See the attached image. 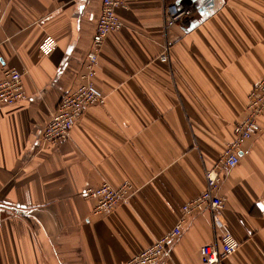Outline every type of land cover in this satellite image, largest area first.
I'll return each mask as SVG.
<instances>
[{
    "label": "crops",
    "instance_id": "1",
    "mask_svg": "<svg viewBox=\"0 0 264 264\" xmlns=\"http://www.w3.org/2000/svg\"><path fill=\"white\" fill-rule=\"evenodd\" d=\"M173 1L125 0L95 78L106 102L52 144L44 129L79 86L102 0H2L0 78L19 70L28 97L0 104V264H128L205 189L206 168L233 140L264 75V0H184L192 14L167 30ZM48 35L57 47L45 55ZM259 123L222 177L223 226L208 210L193 215L161 264H201L203 246L224 232L240 247L222 264H264V114ZM126 180L131 198L94 213L84 190Z\"/></svg>",
    "mask_w": 264,
    "mask_h": 264
},
{
    "label": "built area",
    "instance_id": "2",
    "mask_svg": "<svg viewBox=\"0 0 264 264\" xmlns=\"http://www.w3.org/2000/svg\"><path fill=\"white\" fill-rule=\"evenodd\" d=\"M228 1V0H227ZM2 0H0L1 12ZM125 0H102V9L97 28L93 35L91 48L86 56V64L80 76L79 86L63 96L56 111L51 114L46 125L42 141L58 143L71 138L72 130L85 110L94 105L104 104L106 95L96 86L95 78L99 66V57L107 36L119 31L123 21L117 11L126 8ZM194 10V6L184 0H174L165 7V27L167 30L178 24H184ZM57 47L53 36H46L39 44L40 51L51 54ZM169 49V48H168ZM168 49L161 54L163 61L169 60ZM28 97L23 74L16 68H8L0 78V104L12 105ZM264 114V75L252 87L248 95L247 115L234 125V138L223 150L219 160L205 170V189L196 197L185 202L182 215L175 226L159 237L153 244L133 256L128 264H161L171 256L173 242L182 235L184 225L193 215L208 210L213 215L216 227L223 224L218 211L225 206L226 197L220 194L219 188L225 173L237 166L244 143L261 130L259 117ZM133 194V185L129 180L119 186L108 181L84 190L85 197L95 200L94 213H105L113 210L123 202H127ZM240 247V242L230 233L224 232L220 241L208 243L201 251V264H222L224 259Z\"/></svg>",
    "mask_w": 264,
    "mask_h": 264
},
{
    "label": "water",
    "instance_id": "3",
    "mask_svg": "<svg viewBox=\"0 0 264 264\" xmlns=\"http://www.w3.org/2000/svg\"><path fill=\"white\" fill-rule=\"evenodd\" d=\"M199 3H201V1L199 0Z\"/></svg>",
    "mask_w": 264,
    "mask_h": 264
}]
</instances>
